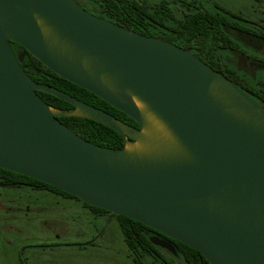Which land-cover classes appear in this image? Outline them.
<instances>
[{
	"label": "water",
	"instance_id": "95a60500",
	"mask_svg": "<svg viewBox=\"0 0 264 264\" xmlns=\"http://www.w3.org/2000/svg\"><path fill=\"white\" fill-rule=\"evenodd\" d=\"M10 41L139 127L34 80ZM60 116L104 123L124 146L89 141ZM0 167L140 221L211 264H264V108L188 49L77 0H0Z\"/></svg>",
	"mask_w": 264,
	"mask_h": 264
},
{
	"label": "flooded vegetation",
	"instance_id": "af4514ba",
	"mask_svg": "<svg viewBox=\"0 0 264 264\" xmlns=\"http://www.w3.org/2000/svg\"><path fill=\"white\" fill-rule=\"evenodd\" d=\"M77 1L91 13L111 21L113 20L110 16L117 14V0ZM129 1L134 15L132 30L188 49L233 80L251 100L264 108V0ZM139 14L144 15V18H140ZM141 25L144 32L138 29ZM3 185L26 186L65 200H76L81 203V210L85 212L81 213L84 219L99 220L106 227L112 222H118L117 214L112 211L94 209L84 201L53 187L33 182H8L0 176V186ZM29 209L28 212L36 210L31 207ZM152 235L154 237L150 246L152 252L142 257L143 264L210 263L205 262L200 256H194L192 260L187 258L184 250L179 251L175 247V244L179 246L176 239L157 230ZM52 245L46 242L39 244ZM128 257L133 264H137L130 256L129 249Z\"/></svg>",
	"mask_w": 264,
	"mask_h": 264
},
{
	"label": "rangeland",
	"instance_id": "374dc122",
	"mask_svg": "<svg viewBox=\"0 0 264 264\" xmlns=\"http://www.w3.org/2000/svg\"><path fill=\"white\" fill-rule=\"evenodd\" d=\"M81 207L26 186H0V264H133L118 222L88 221Z\"/></svg>",
	"mask_w": 264,
	"mask_h": 264
},
{
	"label": "trees",
	"instance_id": "16d2710c",
	"mask_svg": "<svg viewBox=\"0 0 264 264\" xmlns=\"http://www.w3.org/2000/svg\"><path fill=\"white\" fill-rule=\"evenodd\" d=\"M133 16V8L130 5V1L117 0V14L110 16V19L120 25H125L133 29ZM139 17L144 18V15L139 14ZM142 26L143 25L139 26L138 29L144 32L142 30ZM10 43L14 52L18 56L23 57L21 64L24 67L25 71L37 82L55 86L89 104L95 105L96 107L102 108L116 115L117 117L128 122L131 125L139 127L137 121L130 117L128 114L113 106L112 104H110L94 92L88 90L87 88L82 87L70 81L69 79L61 76L60 74L54 72L51 68L46 66L40 59H38L32 52L27 50L24 46L13 41H10ZM38 92L42 96V98L51 106L64 109L73 107L71 103H69L62 97L44 91ZM59 119L63 123L68 125L72 130H74L87 140L92 141L96 144L111 148H120L124 146L123 136L117 130L104 123H101L94 119L79 116H60ZM0 176L4 177L8 182H33L39 183L47 187H53L57 190L64 192L65 194L71 195L76 199L81 200L77 196L72 195L71 193H68L64 190H61L58 187L52 186L33 177L11 171L3 167H0ZM85 204L99 211H107L104 208L93 206L87 202H85ZM117 219L124 235V240L128 246L130 256L135 259V262L137 264H143L142 257L152 252L150 248L154 241V237L152 234L155 233L156 230L145 225L140 221H137L125 215H117ZM176 242L179 244V246L175 244V247L179 251L180 249L184 250L186 257L190 260H192L194 256H200L205 262L209 263L207 258L197 249L185 243H182L181 241L176 240Z\"/></svg>",
	"mask_w": 264,
	"mask_h": 264
},
{
	"label": "bare ground",
	"instance_id": "6f19581e",
	"mask_svg": "<svg viewBox=\"0 0 264 264\" xmlns=\"http://www.w3.org/2000/svg\"><path fill=\"white\" fill-rule=\"evenodd\" d=\"M138 104H139V106H140L141 108H144V103H143L142 101H138ZM149 119L152 120V122L154 123V125L156 126L157 129H159V130H163V129H164L163 125H162L161 123H159L158 120H155V119L153 118V116H149ZM145 132H149V130H145ZM140 146H141V144H140L139 142H136V143H134V144L129 143V144L127 145V148L131 149V148H133V147H140Z\"/></svg>",
	"mask_w": 264,
	"mask_h": 264
}]
</instances>
